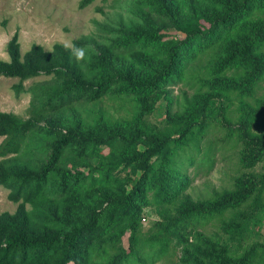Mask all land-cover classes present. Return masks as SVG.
<instances>
[{"label":"trees","instance_id":"16d2710c","mask_svg":"<svg viewBox=\"0 0 264 264\" xmlns=\"http://www.w3.org/2000/svg\"><path fill=\"white\" fill-rule=\"evenodd\" d=\"M94 1L81 0L80 7ZM166 1L131 0L127 9L134 15L128 18L131 22L104 26V32L110 33L109 50L98 55L94 49L79 59L61 43L51 51L33 44L22 54L18 33L9 41V59L0 58V78H18L15 93L30 92L32 98L27 118L0 111V185L8 189L9 200L19 203L14 212H0V264H154L169 251L170 242L192 233L194 223L222 216L247 197L225 195V200H216L204 209L188 202L177 217L164 216L163 222H154L146 231L142 227L144 208L166 206L185 187L177 158L195 162L193 152L181 153L189 146L199 148V139L211 123L206 111L215 98L223 96L213 85V91L200 101L197 94L189 97L182 90L184 99L180 101L168 87L179 82L193 88L196 74L185 75L192 65L200 66L198 72L206 68L212 74L205 85L217 80L219 86L239 90L241 96L252 95L251 88L264 75V0L210 1L196 22L194 17L188 20L190 27L182 26ZM156 16L184 36L174 39L163 26L152 25ZM84 44L76 40L74 47ZM136 51L155 53L165 61L150 80H131L126 87L114 85L121 78L128 80L129 75L106 77L108 58ZM233 68L239 73L235 78L218 80ZM240 72L247 78L240 77ZM42 74L52 78L26 87L25 81ZM163 84L167 88L161 94L171 105L183 106L184 112L172 114V123L166 126L152 125L144 117L161 94H151V99L146 95ZM130 93L139 110L130 119L105 112L85 125L74 119L73 113H81L89 101ZM142 94L144 100L136 101ZM228 99L222 103L221 126H230ZM65 110L73 113L61 117L59 112ZM54 114L60 116L59 122L48 119ZM251 127L242 118L229 134H235L237 141L264 147V137L255 136ZM207 161V157L202 159V163ZM82 165L88 166L87 171ZM122 168H128L124 177L118 172ZM260 176L264 184V172ZM246 229L241 226L239 233ZM254 249L240 261L222 264H244Z\"/></svg>","mask_w":264,"mask_h":264},{"label":"rangeland","instance_id":"374dc122","mask_svg":"<svg viewBox=\"0 0 264 264\" xmlns=\"http://www.w3.org/2000/svg\"><path fill=\"white\" fill-rule=\"evenodd\" d=\"M80 1L0 0V58L9 59L8 43L16 33L22 54L33 44H40L48 51L53 50L57 43L65 44L73 49L79 59L88 57L94 49L97 50V55L109 50L110 33L104 32L103 27L120 22L130 23L131 20L128 18L134 17L127 11L131 0H95L84 8L80 7ZM210 1L215 0H167L166 2L175 11L176 18L182 21V26L190 27L192 23L188 20L194 17L196 22V16L210 7ZM132 23L137 22L132 20ZM152 25L163 26L162 30L174 39L184 36L159 16L153 17ZM76 40L84 42V46L75 49ZM164 61L163 57L156 56L155 53L142 51L120 53L108 58L104 72L106 77H117L127 73L128 80L121 78L113 83L118 87H126L131 80L147 81L154 78ZM199 67L192 65L185 69V75L196 74L197 84L190 88L175 82L168 87L171 89V95L179 96L180 101H183V90L189 97L197 94L196 100L200 101L201 96L213 91L214 88L210 89V86L215 85L223 96L215 98L206 111L207 120H211V123L199 139V148L189 146L181 153L187 155L193 152L195 162H186V159L181 161L180 156L177 158V170L185 181V187L166 206L159 209L157 206L144 208L140 220L142 227L146 231L154 222H163L164 216L177 217L188 202L204 209L208 208L209 203L225 200V195L247 197L243 202H237L235 206L227 208L222 216L194 223L195 228L192 230L194 234L188 232L183 235L182 240L174 239L170 242L169 251L154 264H222L228 260L240 261L253 248L255 249L244 264H264V184L260 182V173L264 172V147L247 144L245 140L237 141L235 134H229L231 126L234 128L242 118H246L251 123L254 135L264 137V75L251 88L254 91L252 95L247 92L246 95L241 96L239 90L229 86H219L217 80L208 81V85H205L207 84L205 80L212 74L209 76V70L206 68L198 72ZM238 74L236 69H228L225 74L218 77V80L223 77L229 82ZM240 77L247 78V74L240 72ZM51 78L52 75L42 74L25 81V85L30 87L34 82L43 83ZM18 81L16 77L0 78V111L14 112L27 118L32 94L23 92L17 95L13 85ZM202 83L204 84L201 85ZM165 88L167 87L163 84L146 97L151 99L154 94L159 92L161 94ZM129 95L121 98L104 96L100 101H89L81 113L65 110L60 111L59 115L66 118L73 113L75 121L82 125L94 121L101 112L130 119L139 114V110L138 102H133L132 94ZM225 98H230L227 108V121L230 126L220 125L222 123L220 111L221 107L222 109L224 107L222 103ZM136 99L143 101L144 95L137 96ZM170 103L169 98L161 94L144 119L152 125L166 126L172 123L170 116L174 113L182 114L184 110H182L183 106L175 102L172 105ZM196 109L198 110L199 107L196 106ZM60 116L54 114L48 119L59 122ZM255 119L259 120V124ZM44 122L40 120L41 124ZM1 141L2 137H0ZM104 148L105 152H108V149ZM206 157L209 161L202 163V159ZM48 159L44 161L47 162ZM80 168L87 171L88 166L82 165ZM118 172L119 176L124 177L128 174V168H122ZM8 192V189L0 185V212H14L19 204L8 199ZM243 225H246L247 229L239 233ZM124 241L125 244L128 243V233Z\"/></svg>","mask_w":264,"mask_h":264}]
</instances>
